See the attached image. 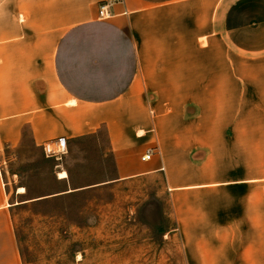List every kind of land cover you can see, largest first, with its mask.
<instances>
[{
  "label": "crops",
  "instance_id": "obj_1",
  "mask_svg": "<svg viewBox=\"0 0 264 264\" xmlns=\"http://www.w3.org/2000/svg\"><path fill=\"white\" fill-rule=\"evenodd\" d=\"M100 130L118 181L164 176L181 227L229 195L263 228L264 0H0V154ZM8 185L0 264H22Z\"/></svg>",
  "mask_w": 264,
  "mask_h": 264
},
{
  "label": "rangeland",
  "instance_id": "obj_2",
  "mask_svg": "<svg viewBox=\"0 0 264 264\" xmlns=\"http://www.w3.org/2000/svg\"><path fill=\"white\" fill-rule=\"evenodd\" d=\"M0 166L22 264H264V227L244 226L236 198L197 197L181 227L163 175L117 180L105 130L60 160L26 134Z\"/></svg>",
  "mask_w": 264,
  "mask_h": 264
},
{
  "label": "built area",
  "instance_id": "obj_3",
  "mask_svg": "<svg viewBox=\"0 0 264 264\" xmlns=\"http://www.w3.org/2000/svg\"><path fill=\"white\" fill-rule=\"evenodd\" d=\"M99 16L100 18H109L111 16V13L109 11V4H104L100 6ZM42 147L46 157H53L56 160H60L62 156L68 152L67 140L64 137L58 138L53 143L46 142L43 144ZM154 152V148L148 149L142 159L149 160L154 154Z\"/></svg>",
  "mask_w": 264,
  "mask_h": 264
},
{
  "label": "bare ground",
  "instance_id": "obj_4",
  "mask_svg": "<svg viewBox=\"0 0 264 264\" xmlns=\"http://www.w3.org/2000/svg\"><path fill=\"white\" fill-rule=\"evenodd\" d=\"M59 176H61V177H66V176H67V173H66L65 171H62V172L59 173ZM61 177H60V178H61ZM23 191H24V188H20V189H19V192H23Z\"/></svg>",
  "mask_w": 264,
  "mask_h": 264
}]
</instances>
